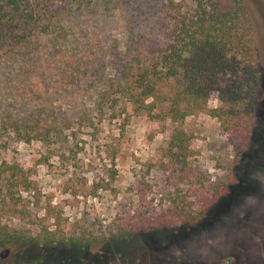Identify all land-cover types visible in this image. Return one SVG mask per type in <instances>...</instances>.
Returning a JSON list of instances; mask_svg holds the SVG:
<instances>
[{"label":"rangeland","instance_id":"rangeland-1","mask_svg":"<svg viewBox=\"0 0 264 264\" xmlns=\"http://www.w3.org/2000/svg\"><path fill=\"white\" fill-rule=\"evenodd\" d=\"M165 2L91 0L68 20L77 23V30L95 36L81 53L89 62L88 71H97V78L105 81L122 67L158 51L165 36ZM244 2L258 69L254 121L244 151L233 156L214 118L198 114L182 121V128L194 138L208 187L226 184L202 217L192 224L137 229L122 239L97 236L101 224L124 216L136 203L161 199L166 204L171 184L160 162L165 159V140L173 123L128 116L127 109L114 114L91 110L87 119L72 118L57 141L46 145L23 141L2 129L9 128L4 125V112L10 120L16 119L39 104L25 100L23 106L12 109L3 97L0 165L16 163L29 186L11 188L9 204L15 200L20 212L4 215L2 221L28 234L38 231L39 224L56 226L74 240L68 245L31 243L24 235L0 244V264H264V0ZM38 53L37 72H43L40 76L47 83H56L62 67L51 62L44 48ZM47 59L52 64L44 62ZM55 87L58 91L49 102L55 113L70 114L71 100L75 102L71 107L91 108L78 88ZM215 104L211 97L209 105ZM199 191L205 194L207 189L195 183L193 195L187 197L194 200V207L201 205L196 199L202 197Z\"/></svg>","mask_w":264,"mask_h":264},{"label":"trees","instance_id":"trees-1","mask_svg":"<svg viewBox=\"0 0 264 264\" xmlns=\"http://www.w3.org/2000/svg\"><path fill=\"white\" fill-rule=\"evenodd\" d=\"M90 2L0 0V99L4 97L12 109L23 106L25 100L39 104L26 116L16 119L10 120L4 112V125L9 128L2 129L23 141L32 139L48 145L57 141L72 118L87 119L86 114L91 110L114 114L127 109L128 116L169 119L173 126L165 140V159L160 162L171 184L166 204L161 199L136 203L124 216L101 224L97 236L122 239L141 228L195 223L209 202L225 191L226 184L208 187L194 138L182 128V121L198 114L214 118L234 157L242 154L251 136L258 69L245 2L166 0L162 46L133 66L122 67L105 81L97 78V71H88L89 62L81 55L94 42V34L77 30V23H67ZM42 48L47 57L53 58L51 62L62 67L56 83H47L40 76L43 72L36 70ZM44 62L52 64L48 59ZM57 84L61 91L78 88L91 108L84 104L81 109L71 107L75 103L71 100L70 114L55 113L49 102L54 91H58ZM211 97L216 101L214 106L209 105ZM195 183L207 189L205 194L199 191L202 197L196 198L201 203L198 207L187 198L193 195ZM20 185L29 186L21 167L16 163L1 164L0 244L24 235L31 243L68 245L74 240L56 226L39 224L38 231L28 234L2 221L4 215L20 212L15 200L9 204L13 197L11 188L16 190Z\"/></svg>","mask_w":264,"mask_h":264}]
</instances>
